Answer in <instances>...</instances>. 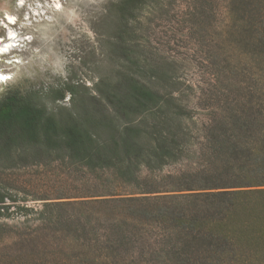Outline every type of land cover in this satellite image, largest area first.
<instances>
[{
    "label": "trees",
    "instance_id": "obj_1",
    "mask_svg": "<svg viewBox=\"0 0 264 264\" xmlns=\"http://www.w3.org/2000/svg\"><path fill=\"white\" fill-rule=\"evenodd\" d=\"M142 1L109 4L114 67L92 88L65 82L0 96V167L67 159L131 188L108 199L44 202V219L76 235L74 264H122L128 255L152 264H264V67L240 95L248 103L230 104L214 78L208 101L190 107L180 81L158 64L145 69L146 58L125 41L126 14ZM260 17L236 22L264 66ZM67 95L69 104H59ZM15 201L0 189V218ZM114 209L124 217L98 216Z\"/></svg>",
    "mask_w": 264,
    "mask_h": 264
},
{
    "label": "rangeland",
    "instance_id": "obj_2",
    "mask_svg": "<svg viewBox=\"0 0 264 264\" xmlns=\"http://www.w3.org/2000/svg\"><path fill=\"white\" fill-rule=\"evenodd\" d=\"M115 1L0 0V72L11 77L0 82V96L7 90L44 91L65 82L92 88L99 76H108L115 40L108 6ZM260 15L264 0H143L126 14L125 41L146 58L145 69L158 64L180 81L183 102L190 107L208 101L214 78L218 89L230 92L224 100L246 104L248 98L240 95L259 83L258 68L264 66L256 57L257 45H245L249 36L236 20L256 21ZM65 63L66 74L61 75ZM58 103L68 105V95ZM181 163L162 173L182 168ZM146 174L142 169L140 176ZM115 184L108 171L89 174L67 159L0 167V189L17 199L0 218V264H74L75 233L45 220L39 213L42 205L131 191ZM98 216L124 217L120 209ZM122 264L152 263L128 255Z\"/></svg>",
    "mask_w": 264,
    "mask_h": 264
},
{
    "label": "snow or ice",
    "instance_id": "obj_3",
    "mask_svg": "<svg viewBox=\"0 0 264 264\" xmlns=\"http://www.w3.org/2000/svg\"><path fill=\"white\" fill-rule=\"evenodd\" d=\"M9 79H11L10 76H8V75H6V74L0 72V82H5V81H7V80H9Z\"/></svg>",
    "mask_w": 264,
    "mask_h": 264
},
{
    "label": "clouds",
    "instance_id": "obj_4",
    "mask_svg": "<svg viewBox=\"0 0 264 264\" xmlns=\"http://www.w3.org/2000/svg\"><path fill=\"white\" fill-rule=\"evenodd\" d=\"M66 65H67L66 63H65V64H63V72H61V75H64V74H66V73H65V71H64V70H65V68H66Z\"/></svg>",
    "mask_w": 264,
    "mask_h": 264
}]
</instances>
